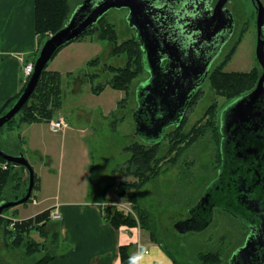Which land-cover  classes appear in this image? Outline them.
I'll return each instance as SVG.
<instances>
[{"label": "rangeland", "instance_id": "rangeland-1", "mask_svg": "<svg viewBox=\"0 0 264 264\" xmlns=\"http://www.w3.org/2000/svg\"><path fill=\"white\" fill-rule=\"evenodd\" d=\"M68 1L72 11L83 2ZM229 6L237 22L231 42L224 48L205 85L192 99L181 124L168 128L158 144L145 143L137 135L133 119V112L138 107L137 88L149 78V73L142 63L143 52L136 40L135 29L128 23V9H110L97 27L70 44L85 42V49L78 50L75 58L68 54V60L64 61L69 64L67 69L57 65L60 71L71 72H59L62 77L58 79L55 75L58 71L53 70V59L41 83L46 93L52 90L61 95V105L55 108L53 120L64 116L69 128L63 157L61 133H53L43 125L44 137L54 146L51 170L63 173L62 190L70 186L67 180L70 169L74 166L79 169L85 146L92 162L90 196L110 201L105 208L135 220L130 221L134 226L128 227L148 232L143 226L150 228L155 238L165 244L181 264H206L204 258L210 255L220 257V264H230L232 253L249 235V228L237 216L220 207L213 211L208 227L204 228L203 223L211 220L210 214L207 218L202 215L195 226L185 227L188 229L183 233L176 225L192 218L189 213L204 196L206 188L219 179L223 161L219 119L222 110L257 88L258 79L251 73L255 71L251 69L255 61L250 20L254 11L252 2L232 0ZM42 37L39 51L51 35ZM236 44L238 50L234 56ZM61 59L59 56L57 61ZM93 59L98 61L91 66ZM128 59L133 71L123 79L126 90L115 89L111 83L116 77L113 73L115 69L125 67ZM232 71L244 75L236 78L223 74ZM42 89L39 88L36 97H40ZM81 128L88 134L81 135L77 131ZM16 134L10 133L6 126L0 132V148L18 153L21 142ZM26 155L29 163L37 166L39 178L43 170L39 171L38 157L32 151ZM19 176L24 182L27 171L21 170ZM57 182V175L51 179L44 176L43 196L36 189L28 202L11 207L6 215L18 219L32 217L43 208L41 204H34V199L39 202L43 197L57 195ZM123 182L134 183L137 190L128 191L127 187H122ZM99 191L102 194L97 195ZM17 194L22 192L9 186L4 198L13 200ZM56 231L59 232L58 221H51L47 238L41 236L39 230L32 231V237H41L35 241L45 244L46 251L53 253L58 250ZM8 241L9 237L0 231V264H34L46 254L41 252L28 257L23 248H12Z\"/></svg>", "mask_w": 264, "mask_h": 264}, {"label": "water", "instance_id": "water-1", "mask_svg": "<svg viewBox=\"0 0 264 264\" xmlns=\"http://www.w3.org/2000/svg\"><path fill=\"white\" fill-rule=\"evenodd\" d=\"M211 1L83 0L72 11L65 26L43 44L23 93L13 107L0 116V129L28 102L43 71L61 47L94 27L110 9L125 8L129 10L128 23L135 29L136 38L141 44L144 68L150 74V78L137 88L138 108L133 112L137 135L149 144L161 142L168 127L179 125L187 107V96L191 92L185 90L189 85L188 69L191 66L199 67L196 61L216 54L223 45L222 36L230 23L224 9L227 0H220L214 12H211ZM252 1L257 2L260 8L259 19L263 18L262 3L260 0ZM259 46L257 56L264 64V50ZM206 69L208 67L205 65L202 75ZM221 131L223 167L219 179L205 191L204 200L191 210L189 215L192 218L179 221L176 225L183 233L188 229L185 227L195 226L202 215L207 218V214H210L211 220L203 223L204 228L208 227L212 221L213 207H220L251 226L245 246L233 255V260L245 252L243 254L254 262L248 264H264V209L256 204V201L264 199V192L257 188L247 191L245 185L242 189L237 185L244 182L242 174L245 172V159L257 155L253 152L254 147H260L261 154L258 155L259 159H253L254 164H258L259 160L264 169V74L255 90L236 100L227 109L223 115ZM0 156L10 163L25 167L30 177L25 197L0 204L2 216L5 209L22 205L31 199L35 171L23 153L14 156L0 149ZM244 193L251 195L253 203L250 204V200L243 197L238 198ZM230 195L234 196L237 206L235 210L229 206Z\"/></svg>", "mask_w": 264, "mask_h": 264}, {"label": "crops", "instance_id": "crops-1", "mask_svg": "<svg viewBox=\"0 0 264 264\" xmlns=\"http://www.w3.org/2000/svg\"><path fill=\"white\" fill-rule=\"evenodd\" d=\"M84 43L63 48L52 61L53 70L70 73L71 71H60L57 65H62L63 70L67 69L65 67L69 64L64 61L68 60V54L75 58L78 50L85 49ZM39 45V38L35 31V0H0V114L9 101L21 93L27 80L23 72L24 61L33 62V57L39 51ZM59 56L62 59L58 62ZM50 122L42 121L15 126L10 133L17 132L16 135L21 144L17 149L18 153L9 152L14 156L23 153L27 159L26 152L32 151L36 154L39 159V171L43 170L39 178L36 172L37 166L32 167L37 177V193L42 196L44 176L51 179L57 175V195L43 197L39 200L40 203L34 199V204L43 205L36 214L53 209L52 221H58L59 224V241L56 243L58 250L54 253V259L47 264H121L120 248L123 246H131L132 255L140 251L143 246L148 252L143 264H175L172 259L175 256L165 251L161 241L153 240L150 232L126 225L116 227L106 219L104 209L111 202L90 196L92 162L85 146L82 149L83 161L81 160L79 169L75 166L70 169V176L67 179L70 186H65L62 190L63 173L61 170L58 172L51 170L54 146L48 143L43 135V125L49 128ZM68 131L67 127L61 132L64 141L62 144L64 153L63 151L61 153L63 157ZM77 131L81 135L88 134V131L83 128ZM99 194H102L101 191L97 195ZM10 217L18 219L12 215ZM18 220H24V218ZM40 238L34 239L39 241Z\"/></svg>", "mask_w": 264, "mask_h": 264}, {"label": "trees", "instance_id": "trees-1", "mask_svg": "<svg viewBox=\"0 0 264 264\" xmlns=\"http://www.w3.org/2000/svg\"><path fill=\"white\" fill-rule=\"evenodd\" d=\"M71 13H72V9L70 7L68 0H35V31H36V35L39 38V43H41L40 37L43 38L42 37L43 35L47 34V35L52 36L56 34L58 31H60L65 26L67 21L69 20ZM103 18L104 16L98 21V23L94 27L89 29L87 32L97 27V25ZM77 39L73 40L71 43H73ZM71 43L61 47L55 54L54 58L58 55V53L63 48L70 45ZM36 56L33 58L34 64L39 56V53H37ZM97 61L98 59H93L91 61L92 62L91 66H93V63H96ZM29 62L30 61L28 60L26 61V63H29ZM142 63L144 66L143 57H142ZM132 71H133V67L130 64L129 59L125 67H119L118 69H115L113 74H115L116 77H113L112 79L113 81L111 82L113 88L120 89V90H126L123 79L125 78L127 74L129 73L132 74ZM45 73H46V69L43 71L41 78L39 80V83L34 93L31 95L30 99L28 100V102L23 106L20 112L11 121H9L5 126H3L0 129V132L6 126L9 127V130H12L14 129L15 126L19 127L22 124H31L34 122H42V121L50 122V120L54 118L56 114L55 108H58L61 105L59 104L61 95L60 94L57 95V93L53 92L52 90L49 93H46L45 89H42L41 83H42ZM223 74L233 75L236 78L237 77L240 78V76L244 75L242 72H230V73L224 72ZM55 75L58 77V79L62 77L59 72H55ZM252 75L254 76L253 73ZM28 80L29 78L27 79L21 93L17 97L9 101L8 105L1 112L0 116L5 114L18 101L19 97L21 96V94L23 93L26 87ZM40 87L42 89V92L40 93V97L38 98L36 97V94L38 93ZM103 90L104 89L100 90L99 93H101ZM48 98H52V99H48ZM154 144H158V143H154ZM1 150L9 154V152H6V150H3V149ZM0 163L8 164L7 170H3L2 168H0V204L3 201H18L22 199L23 197H25L28 191L29 183H30L29 171L21 165L8 162L1 156H0ZM21 170L27 171V177L26 179H24L25 180L24 182L21 181V177L19 176V173ZM36 183H37V177L35 175V186L33 189V193L37 187ZM121 185L122 187H127L128 191L135 192V190H137V186L134 183L123 182ZM9 186H11L12 189L15 190L16 192H22V194H17L15 196V199L13 200L4 198L5 191H7ZM9 209L10 208L5 209L3 211L2 216H0V231H3L5 235L9 237V241L7 242V244L11 245L12 248H18V249L23 248L25 251V255L28 257H33L36 254L41 253V252L46 253L39 261L35 262L34 264H47L50 260L54 259L55 252L53 253H50L49 251L47 252L45 244L37 243L35 239L32 238V231L34 230H39L41 236H43L44 238L48 237L47 230H49V224L52 221V216H53L52 210L53 209H47L41 213L36 214L34 217L17 221L15 223L14 229L10 228L11 220L10 218H8L10 216L6 215V212H8ZM104 210H105L104 214H105L106 219L110 223H112L114 226L116 227H120L122 225L134 226V224H132L130 221L135 222V220H130L127 217L126 218L123 217L122 214H119L117 212H112L109 207L105 208ZM13 217H16V216H13ZM143 228L149 230L151 234L150 236L152 237L153 240L159 241L155 238L156 237L155 233H153L150 228H146L145 225L143 226ZM55 236H56V239H58L59 241L58 231L55 232ZM162 246L164 247L166 252H170V250L165 246V244H162ZM130 249H131V246H123L120 248L121 264H129V258L132 256V254L130 253ZM210 256L211 257L207 256L204 258V262L206 264H220V260H221L220 257H216L214 255H210ZM172 259L174 260L175 264H181L178 262L177 258L174 257ZM1 260H2V256L0 255V261Z\"/></svg>", "mask_w": 264, "mask_h": 264}, {"label": "flooded vegetation", "instance_id": "flooded-vegetation-1", "mask_svg": "<svg viewBox=\"0 0 264 264\" xmlns=\"http://www.w3.org/2000/svg\"><path fill=\"white\" fill-rule=\"evenodd\" d=\"M219 1L220 0H212L211 1V3H210V8L212 9L211 12H214L215 11V8H216L217 4L219 3ZM231 1L232 0H227L226 4L224 5V9L227 12V15L229 17V22L230 23L227 25V28L228 29H226V31L224 32L225 35L222 36L223 45L219 48V50H218V52L216 54L208 56L207 59L206 58H203V59H201L202 61H198V62L196 61V64L199 67L191 66L188 69V83H189V85H188V87L185 90H191V92L187 96V97H189V99H188L189 101L187 102V107H186V109L184 111V114H183V116L181 118V121H180L179 125L181 124V122H182V120H183V118L185 116V113H186V111H187V109H188V107H189V105H190V103L192 101V99L197 94V92L205 85L208 77L210 76V73H211L214 65L216 64V62L221 57V55H222V53L224 51V48L227 46V44L229 42H231V39L233 38V35H234L235 31H236V27H237L236 26L237 25L236 24L237 23L236 22V18L234 16V11L232 10V7L230 8V6H229V4H231ZM250 1L252 2L253 8H254V11H253V14L251 15V19L250 20L252 22V24H251V27H252L251 31L253 33V43H254V47H255V49H254V52H255L254 59H255V61L253 62V67L251 68L252 70H255V71H253V72L251 71V72L254 74V76L256 77V79H258V81H257V84H258L261 76L264 74V64L261 63V61L259 60V58L257 56V51H258L259 44H260V46H262V48H263L262 50H264V17L261 18V19H259V17H260L259 16V12H260L259 6H258L257 2H253L252 0H250ZM260 2L262 3V5L264 7V0H260ZM238 44H236V46H235L236 48H235V54H234V56L237 53V50H238V47L237 46H238ZM166 63H167V60L164 62V65ZM205 65L208 67V69H206L205 72H204V74L202 75L201 74L202 68ZM221 71H224V70H221ZM232 72H237V71H232ZM227 73H230V72H227ZM149 78H150V74H149ZM176 91L177 90H174V92H176ZM250 92H252V91H250ZM250 92H248V93H246L244 95H247ZM239 98H241V97H239ZM239 98H237L236 100H238ZM236 100L233 101L232 103H230L229 105H227L222 110L221 115H220V118H219L220 119L221 155H222V160H223V154H222L223 134H222V131H221L222 119H223L224 113L227 111V109L234 102H236ZM179 125L172 124L170 127H172V126H179ZM170 127H168V128H170ZM147 144H149V143H147ZM253 150H254L253 152L257 153L256 157H258V155L260 154V147L259 148L258 147H254ZM256 157H254L252 155L251 157H248V159H245V172L242 174V181H244V182L243 183H239L237 185L241 189H242V186L245 185L246 188L244 187V189L247 190V191H252L254 188H257V189H260V191L263 193L264 192V182H263L264 175L263 176L261 175L262 173H264L263 163L258 160V164L255 165L253 159L256 158ZM258 159H259V157H258ZM259 166L261 167V169H259ZM222 167H223V161H222L221 168ZM221 168L219 169V176H220V172H221L220 170H221ZM213 182L206 188V190L213 184ZM205 196H206V192H205L204 196H202V198L200 199V201L197 202L195 205L200 204V202L202 200H204V197ZM230 196H231V199H230V202H229V206L231 207V209H234L235 210L237 208V206H236V203L234 202V196L233 195H230ZM242 197L245 198V199L250 200V204L253 203L250 194L244 193L243 196L242 195L238 196L239 199H241ZM256 204H258L259 207H262V209H264V199L263 198L261 200L256 201ZM215 209H216V207H213V211ZM226 212H228V211H226ZM228 213H230V212H228ZM238 219L240 221H242L249 228V234H250V232H251V226L247 223V221H243V219H241V218H238ZM247 237H248V235H247ZM246 238H245V243L242 244L241 246H239L232 253L231 257L229 258L230 264H246V263L248 264L250 262L251 263H254L252 261V259L250 261V258H249L248 255L243 254L245 252H243V253L241 252V254L235 260H233V255L236 254L239 249H241V248H243L245 246V244L247 242Z\"/></svg>", "mask_w": 264, "mask_h": 264}, {"label": "built area", "instance_id": "built-area-1", "mask_svg": "<svg viewBox=\"0 0 264 264\" xmlns=\"http://www.w3.org/2000/svg\"><path fill=\"white\" fill-rule=\"evenodd\" d=\"M34 65H35L34 62L26 63L24 61L23 72H24V75H25V77L27 79L32 75V73L34 71ZM67 127H68V124H67L66 119L64 118V116H60L59 118L51 121L50 124H49L50 131L53 132V133H56V134L61 133ZM0 168H2L3 170H7L8 169V164L0 163ZM55 215H56V217H58L57 214H55ZM56 217H54V218H56ZM8 218H10V220H11L10 228L14 229L15 228V223L17 221H20V220H18L16 218H12V217H8Z\"/></svg>", "mask_w": 264, "mask_h": 264}, {"label": "clouds", "instance_id": "clouds-1", "mask_svg": "<svg viewBox=\"0 0 264 264\" xmlns=\"http://www.w3.org/2000/svg\"><path fill=\"white\" fill-rule=\"evenodd\" d=\"M148 255L147 250L141 246L140 251L137 253L133 254L129 258V264H143L145 257Z\"/></svg>", "mask_w": 264, "mask_h": 264}]
</instances>
